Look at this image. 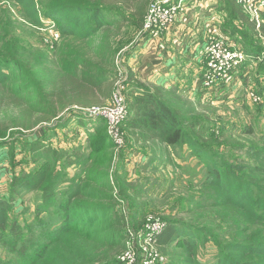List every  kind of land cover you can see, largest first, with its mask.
Here are the masks:
<instances>
[{
    "label": "trees",
    "instance_id": "16d2710c",
    "mask_svg": "<svg viewBox=\"0 0 264 264\" xmlns=\"http://www.w3.org/2000/svg\"><path fill=\"white\" fill-rule=\"evenodd\" d=\"M13 2L26 27L40 30L43 19L53 21L58 42L51 54L31 47L11 12L0 8V154L12 167L17 147L26 149L35 165L11 174L7 191L0 192V247L9 255L0 264H123L119 258L126 252V230L131 225L138 230L145 218L135 224L140 217L130 211L131 225L125 228L119 210L129 184L118 168L113 173L114 145L104 137L87 152L81 146L63 151L44 141L48 125L60 122L73 106L89 108L109 97L118 79L116 56L128 44L125 32L143 28L151 0ZM216 8L246 26L242 31L232 27L230 35L242 43L249 40L254 50L246 55L260 57L262 48L254 41L264 37V10L256 31L235 0H217ZM129 78L136 92H125L127 115L121 128L132 138L125 146L140 140L185 146L204 171L203 181L182 197L185 211L164 215L166 222L159 218L166 226L155 246L164 264H202L199 249L208 242L217 251L213 264H264V146H248L239 157L234 152L218 156L211 127L200 128L205 117L178 89L148 88ZM38 126L41 141L11 136ZM60 165L78 169L66 176ZM27 192L39 199L35 218L22 229L16 220L26 212L18 204ZM43 214L56 217L44 231Z\"/></svg>",
    "mask_w": 264,
    "mask_h": 264
},
{
    "label": "rangeland",
    "instance_id": "374dc122",
    "mask_svg": "<svg viewBox=\"0 0 264 264\" xmlns=\"http://www.w3.org/2000/svg\"><path fill=\"white\" fill-rule=\"evenodd\" d=\"M214 1L217 4V0H183L182 3L181 0H172V7L175 8V13L173 14L169 11L170 7L163 5V0H151L152 5L150 4L151 7L149 6L151 12L149 11L147 20L148 22L150 21L151 30L155 33V36L145 34L143 28L137 32L133 28L127 29L125 32V38L127 39L125 43L128 42V44L117 54L115 69L118 76L117 81L121 82V86L125 88L124 93L127 92L128 95L131 91L136 92L134 87L135 81H131L130 76H134L138 80V83L148 88L156 87L167 90L154 82L142 83L140 76H135V72L137 73V71L133 69L135 63H133V56L137 53L139 44L147 41L148 37L157 38V40L162 42L165 40V36L170 29L174 25L176 27L177 22L180 21L182 24H188L186 23L189 20L186 18L188 15L194 18L197 17L199 20V25L195 26L197 29L195 30L196 34L192 36V38H197L199 35L198 31H201L202 23L211 17H216V20L211 18L206 22V24L210 22L206 33L218 31L217 34L213 35L223 36L231 45L232 50L241 52L245 56V61L241 69L238 72L236 71L227 80V83L220 84L212 90L201 88L202 91L195 94L187 92V90H179L178 94L187 97V101L191 107L198 114L205 117L202 120H205L207 123L201 120L200 128L206 130L208 127H211L209 135L211 136L210 141L213 143L215 154L228 157L234 152L239 157L241 152L246 150L248 146L258 148L264 146V62L262 61L264 58V37H259L254 41L255 44H258L262 48L260 57L246 55L249 51L254 50L251 42L248 40L242 43L238 38L236 39V37L231 36L229 32V29L232 27L242 31L246 29V26L239 20L231 22L226 15L220 14ZM11 3L14 4L13 0H0V8L5 7L11 12L10 16L12 20L18 24V31L23 30L26 33V39L31 44V47L34 46L46 51L48 50L47 52L51 54L55 42H58V33L54 22L49 19H43V28L40 30L26 27L19 14L17 15L15 6ZM205 7L206 9H204ZM209 8L212 12L207 10ZM245 14L247 17L249 16L247 13ZM250 22L253 23L252 21ZM259 28L256 29L255 27V30L259 31ZM248 34L250 35L251 33L248 31ZM195 40L197 39L185 40V43L187 42L191 45ZM131 55L132 62L130 59ZM136 60H138V56ZM201 64L203 69V62ZM152 70L153 68L151 67L148 70L142 71V74L144 72L145 77H148L151 75ZM188 74L195 76L194 72ZM113 91L114 88L111 89V94L108 98H100L98 103L89 108L73 106V110L67 112L60 122L55 121L48 125L49 129L46 131L48 137L44 143L54 149L63 151H71L81 146L87 152L95 144L101 142L104 137L107 143L109 141L112 142L108 134L107 119L102 116L92 117L86 113V109L109 108ZM251 94L259 97L260 102L253 103ZM95 105L103 106L97 107ZM67 121H69L68 126H66ZM121 127L122 125L120 126L119 133L126 144L132 138ZM40 129H42V126L41 128L38 126L28 133H11V136L12 138L20 139L21 142H27L28 139L34 142L41 135ZM89 133H92L90 137H88ZM10 139L7 138L6 140ZM37 140L41 141V138ZM1 143L2 140H0ZM217 143L219 145H216ZM112 144L114 143L112 142ZM238 145L241 146L238 147ZM110 151H112V164L115 168L113 173L118 168L119 172L124 174L123 180L129 184L125 199H122L123 207L119 210L120 216H122L126 223L125 228L131 225L129 220L130 211L140 217L134 220L135 224L142 222L144 218L149 216H155L164 220V215H176L185 211L186 203L182 200V197L185 196L188 188L189 190L195 188L204 178L202 164L192 154L191 150L185 146L153 145L140 140L136 145L127 143V146L118 153L114 147ZM15 152L12 167L10 166L11 162L9 159L5 157L0 159V187L2 188L8 186L10 174L17 175L23 171L29 172L35 167L33 155H30L29 151L17 147ZM141 154H146V156L144 155L146 157L145 163L139 161ZM60 167L64 168L62 165ZM76 169L74 166L69 165L63 171L66 173V176L69 174L71 176L72 173L75 174ZM38 199L39 197L33 192H27L22 196L20 206L21 210L26 212V215L18 220L15 219L22 229H25L29 225L26 223L31 222L35 218V208L38 205ZM40 218L45 223V228L41 229L42 231L46 230V228L50 229L55 224L56 217L53 215L43 214ZM132 227L131 225L128 228L133 229L134 227ZM216 252L211 242L206 243L199 249L201 263L213 264ZM8 258L7 252L0 247V259L7 260ZM118 258L119 256H117Z\"/></svg>",
    "mask_w": 264,
    "mask_h": 264
},
{
    "label": "built area",
    "instance_id": "2783aa9c",
    "mask_svg": "<svg viewBox=\"0 0 264 264\" xmlns=\"http://www.w3.org/2000/svg\"><path fill=\"white\" fill-rule=\"evenodd\" d=\"M183 0H181V3ZM170 6H169V5ZM235 4L241 11L247 13L250 21L256 27L260 25V12L264 10V0H235ZM152 5V4H151ZM150 5V7H151ZM163 5L170 7L171 13H175L172 7V0H163ZM149 10L145 17L143 32L155 36L151 30L152 26L148 22ZM218 31L210 32V38L206 42L201 53L203 69L200 82L203 89L212 90L220 84L227 83L232 75L239 69L245 61V56L238 51L231 49V45L223 36H217ZM118 80V79H117ZM111 97L110 107L106 109L92 108L86 109V113L92 117L102 116L107 119V129L110 139L114 143V149L118 153L125 147L119 129L127 115V105L124 87L120 81H116ZM253 97V103L260 102V98ZM85 110V109H82ZM122 204L123 202L120 201ZM165 223L158 217H146L145 222L138 230L127 228L126 230V252L119 258L123 264H161L165 262L155 246L157 236L165 228Z\"/></svg>",
    "mask_w": 264,
    "mask_h": 264
},
{
    "label": "crops",
    "instance_id": "0c3cea01",
    "mask_svg": "<svg viewBox=\"0 0 264 264\" xmlns=\"http://www.w3.org/2000/svg\"><path fill=\"white\" fill-rule=\"evenodd\" d=\"M214 3L216 4L215 1ZM204 9H206V7ZM207 10L212 12L210 8ZM186 18L189 19L188 22H186L188 24H182L180 21L177 22V25L180 24L179 27H177V25L174 27V25V30L173 28L170 29L165 36V40L162 42L157 40V38L154 39V37H148L147 41L139 44L137 53L133 56V63L135 62L133 69L137 71V73L135 72V76H140L141 82H154L155 84L163 86L167 90H187V92H193V94L202 91V84L199 80L202 72L201 53L206 45V42L211 36L209 32L206 33L210 22L207 24L206 22L211 18L216 20V17H211L202 23V28L201 31H198L199 35L197 38H192V36L196 34L195 30L197 29L195 26L199 25L198 18H194L191 15H188ZM187 27L188 29H186ZM190 39L197 40H195V42L191 45L187 42L185 43V40L187 41ZM137 56L138 60H136ZM130 59L132 62V55ZM151 67L153 68L151 75L145 77L144 72L142 74V71L148 70ZM192 72H194L195 76L188 74ZM144 155L146 156V154ZM144 155L141 154V158L139 160L142 163L146 162V157ZM2 158L3 157L0 154V159ZM9 181L10 179L8 180V183ZM5 187L6 186H4V188L0 187V192L5 193L8 186L6 188ZM18 206H20V202ZM18 206L15 205V210L18 209Z\"/></svg>",
    "mask_w": 264,
    "mask_h": 264
}]
</instances>
